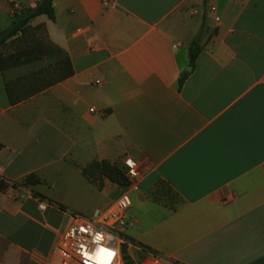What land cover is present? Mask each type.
Segmentation results:
<instances>
[{"label":"crops","instance_id":"crops-1","mask_svg":"<svg viewBox=\"0 0 264 264\" xmlns=\"http://www.w3.org/2000/svg\"><path fill=\"white\" fill-rule=\"evenodd\" d=\"M38 2L0 0V32ZM53 9L54 21L30 23L38 53L11 61L35 46L21 34L0 48V167L19 186L0 194V264H60L72 215L125 192L134 264H264V0ZM127 160L141 169L137 190L84 175Z\"/></svg>","mask_w":264,"mask_h":264},{"label":"built area","instance_id":"built-area-1","mask_svg":"<svg viewBox=\"0 0 264 264\" xmlns=\"http://www.w3.org/2000/svg\"><path fill=\"white\" fill-rule=\"evenodd\" d=\"M95 113L94 109L90 110ZM127 188L137 190L142 176L140 167L132 160H127ZM7 189H19L18 184L9 183L0 167V194H6ZM39 208L44 211L48 202L38 198ZM132 201L127 192L109 208L97 209L92 217L87 218L73 214L72 224L64 233L56 249L60 264H123L121 251L126 244L123 232L132 225L128 211ZM99 252L107 257V263L97 260Z\"/></svg>","mask_w":264,"mask_h":264},{"label":"trees","instance_id":"trees-1","mask_svg":"<svg viewBox=\"0 0 264 264\" xmlns=\"http://www.w3.org/2000/svg\"><path fill=\"white\" fill-rule=\"evenodd\" d=\"M53 1L54 0H39L36 7L34 8H24L19 12L15 13L13 22L10 28L6 31L0 32V48L3 47L9 40L19 36L20 34L23 36L19 39L20 43L23 38L33 37L35 41V46L28 48L24 53L18 54L17 56H12L11 61L15 62L17 57H24L29 59L33 52L38 53L42 47H40L41 42L40 38L36 35V31H39V28H31L30 23L37 17L47 16L50 20H55L54 9H53ZM201 45V36L200 34L193 40L190 45V64L192 66L195 65V62L199 55L202 52ZM36 57V56H35ZM38 57V56H37ZM36 57V58H37ZM184 82V78L180 80V85ZM1 148V145H0ZM84 175L91 179L93 177H98V179H107L111 183L119 185V186H127L128 178L123 170L119 167L112 165L107 161H103L101 163H94L87 167L84 170ZM26 186H33L35 181L33 178H27L24 182ZM124 260L126 264H134L131 257L127 253V247H124Z\"/></svg>","mask_w":264,"mask_h":264},{"label":"rangeland","instance_id":"rangeland-1","mask_svg":"<svg viewBox=\"0 0 264 264\" xmlns=\"http://www.w3.org/2000/svg\"><path fill=\"white\" fill-rule=\"evenodd\" d=\"M38 35H39L40 37H42V34H41L40 31L38 32ZM124 168H125V169H124L123 171H124L125 174H126V165H125ZM57 192H58L61 196H65V195L67 194V191L65 190V186H63V183H59V185L57 186ZM159 192H160V190H159ZM166 192H167V190H165V192H163V193H166ZM123 250H124V248H123L122 251H121V258H122L123 264H126V263H125V260H124V253H123Z\"/></svg>","mask_w":264,"mask_h":264},{"label":"bare ground","instance_id":"bare-ground-1","mask_svg":"<svg viewBox=\"0 0 264 264\" xmlns=\"http://www.w3.org/2000/svg\"><path fill=\"white\" fill-rule=\"evenodd\" d=\"M97 260L100 263H107V257L103 252H99L97 255Z\"/></svg>","mask_w":264,"mask_h":264}]
</instances>
